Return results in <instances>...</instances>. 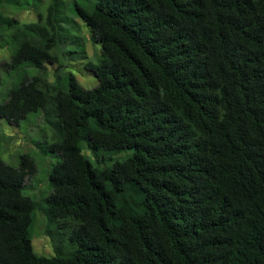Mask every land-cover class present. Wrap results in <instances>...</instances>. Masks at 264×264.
Wrapping results in <instances>:
<instances>
[{"label":"trees","instance_id":"16d2710c","mask_svg":"<svg viewBox=\"0 0 264 264\" xmlns=\"http://www.w3.org/2000/svg\"><path fill=\"white\" fill-rule=\"evenodd\" d=\"M41 8L0 0L15 81L0 118L41 112L52 142L35 146L60 160L46 184L29 153L0 159V264H264V0L74 1L100 45L90 89L61 72L86 60L63 48L64 0ZM81 142L131 154L99 168ZM34 212L50 258L34 252Z\"/></svg>","mask_w":264,"mask_h":264},{"label":"rangeland","instance_id":"374dc122","mask_svg":"<svg viewBox=\"0 0 264 264\" xmlns=\"http://www.w3.org/2000/svg\"><path fill=\"white\" fill-rule=\"evenodd\" d=\"M32 2V0H29ZM41 5L44 9L45 5H49L50 0H40ZM80 0H64L66 9L65 14L70 19L64 26L66 28V44L63 47L68 51H79L80 47L85 50L86 60L69 62L67 59L62 58L60 63L64 66L61 72H71L78 80L80 86L85 89L95 87L96 79L93 72L88 68L87 62H97L100 45L92 44L91 37L89 36L88 30L85 24L74 14L71 10L73 2ZM12 11H16L14 8H9ZM17 13L13 12L12 17L17 19L15 21L21 28L26 22L31 21L36 17L35 12L24 11L18 16ZM3 30L5 36L9 34ZM10 58V49L0 47V62L8 61ZM14 79L9 77L4 71H0V103L3 101V94L13 86ZM14 130V131H13ZM52 142L51 131L49 126L44 122L42 113H36L30 115L27 120L20 123L19 126L14 127L0 118V159L5 161L7 164L16 166L20 156L24 154L31 155L36 163L37 174L35 178L37 182H45L47 184L48 177L47 172L51 165L60 160L57 154L52 153H41L40 150L35 146L37 143L50 144ZM82 153L85 155L92 165L105 168L111 166L115 162H121L128 156L130 151H121L115 153L99 152L97 156L86 149L85 142H81ZM100 160V162H97ZM37 186V187H36ZM34 190V197L42 195L41 191L43 187L36 185ZM45 221L44 218L38 213L34 212L32 215V225L30 228L31 240L34 252L40 256L50 258L54 256L53 249L48 239L43 234Z\"/></svg>","mask_w":264,"mask_h":264}]
</instances>
